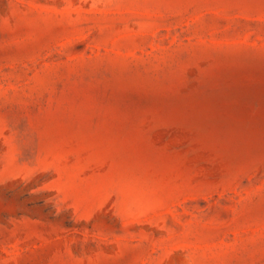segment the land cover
<instances>
[{"label": "rangeland", "instance_id": "rangeland-1", "mask_svg": "<svg viewBox=\"0 0 264 264\" xmlns=\"http://www.w3.org/2000/svg\"><path fill=\"white\" fill-rule=\"evenodd\" d=\"M0 264H264V0H0Z\"/></svg>", "mask_w": 264, "mask_h": 264}]
</instances>
